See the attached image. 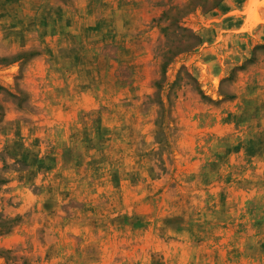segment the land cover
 <instances>
[{
  "label": "rangeland",
  "instance_id": "1",
  "mask_svg": "<svg viewBox=\"0 0 264 264\" xmlns=\"http://www.w3.org/2000/svg\"><path fill=\"white\" fill-rule=\"evenodd\" d=\"M0 264H264V0H0Z\"/></svg>",
  "mask_w": 264,
  "mask_h": 264
},
{
  "label": "crops",
  "instance_id": "2",
  "mask_svg": "<svg viewBox=\"0 0 264 264\" xmlns=\"http://www.w3.org/2000/svg\"><path fill=\"white\" fill-rule=\"evenodd\" d=\"M232 1H235V0H228V2H232Z\"/></svg>",
  "mask_w": 264,
  "mask_h": 264
},
{
  "label": "trees",
  "instance_id": "3",
  "mask_svg": "<svg viewBox=\"0 0 264 264\" xmlns=\"http://www.w3.org/2000/svg\"><path fill=\"white\" fill-rule=\"evenodd\" d=\"M193 35H194V34H193ZM194 36H195V38H197V36H196V35H194ZM186 51H188V50H186ZM186 51H185V52H186Z\"/></svg>",
  "mask_w": 264,
  "mask_h": 264
}]
</instances>
